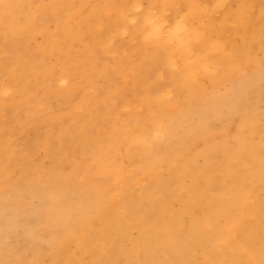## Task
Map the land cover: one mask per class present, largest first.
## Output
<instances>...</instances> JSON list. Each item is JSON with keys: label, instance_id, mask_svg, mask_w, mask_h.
Segmentation results:
<instances>
[{"label": "bare ground", "instance_id": "1", "mask_svg": "<svg viewBox=\"0 0 264 264\" xmlns=\"http://www.w3.org/2000/svg\"><path fill=\"white\" fill-rule=\"evenodd\" d=\"M54 17L64 23L59 34L49 30ZM262 26L264 0H0V35L7 41L0 46V116L18 92L29 123L41 117L62 122L53 158L71 162L83 179L62 183L63 168L53 166L40 177L23 174L26 179L12 182L13 142L0 138V199L20 184L44 197L42 225L57 245L52 264H75L70 244L91 253L94 264H264V199L254 183L264 182V145L251 136L260 132L257 117L242 116L239 128L249 135L230 140L223 134L219 141L210 120L189 118L196 110L220 115L247 99L260 81L254 66L264 54ZM88 33L92 40L85 42ZM39 34L43 40L32 45ZM120 37L128 44L118 43ZM101 53L114 57L124 79L135 78L127 115L112 107L120 91L99 89L98 79L111 81L110 70L99 64ZM246 67L249 82L236 85L238 94L219 93V84ZM164 69L169 87L160 90L164 75L158 71ZM77 79L85 82L77 100L56 87L64 82L75 90ZM43 89L65 97L69 110L46 113ZM182 133L192 137L189 144L183 145ZM195 142L204 147L202 167L194 166L201 155L189 151ZM213 151L222 152L218 163ZM164 166L172 179H162ZM175 198L178 209L171 206Z\"/></svg>", "mask_w": 264, "mask_h": 264}, {"label": "rangeland", "instance_id": "2", "mask_svg": "<svg viewBox=\"0 0 264 264\" xmlns=\"http://www.w3.org/2000/svg\"><path fill=\"white\" fill-rule=\"evenodd\" d=\"M42 1H47V0H42ZM145 4H144V6H147ZM27 23H28V17L23 16L21 18L22 26H26ZM63 26H64V23L62 21H59L58 19H56V17L50 19V25H49L50 31H52L56 34H59L62 31ZM262 30L264 31V26H262ZM90 36H91L90 33H88V35H86L85 42L92 40V37H90ZM42 40H43V35L39 34L33 40L32 45L39 44V43H41ZM118 43L128 44V38L126 37L124 40V38L120 37V41ZM6 44H7V41L5 40L4 36L0 35V46L6 47L7 46ZM257 56L259 57V63L256 66H254V73L255 74H257L256 72L259 73L260 81L255 83L254 84L255 87L247 92L248 97L246 100L240 99L234 106H232V110L224 109L220 115H216L215 113L205 114V113H203V111H200V110H196L194 112H191L189 115V118L192 117L195 121H198L199 119L210 120L212 131L215 133L214 135L216 137V140H218V141H219V139H221L223 134L228 136V138L230 140H232L236 136L237 133L249 135V133H248L249 129L247 127H243L242 129L239 128L242 116L247 114V115H253V116L257 117L255 120H258L257 121V125H258L257 127L260 128V132L256 133V134L253 133V134H251V136L254 138L256 143H260L261 145H264V128H263L264 127V54L262 52H259L257 54ZM6 59L9 60L10 56L9 55L6 56ZM99 64L101 67H105V65H106L108 70H110V76H111V81H110V77H108V76H106V77L109 79H104V78L98 79L97 82L99 83L100 91L108 90L110 87H113V88L117 89V91H120V96L117 100L115 99L114 103H112V107L116 112H121L124 115H127V111L125 109V103L129 100L135 99V96H134L135 87H132V86H134V83H135L134 79L135 78L130 77V78H128L129 80H126L127 78L124 79V76L119 75V73L113 68V65L115 64V59H114V57H112V55H110L108 53H101ZM60 65H61V61H58V66H60ZM245 70H247V67L243 71L240 70L234 76V81L225 80L223 83L219 84L218 85L219 93H221V92H222L221 94L229 93L230 96H232L233 94L234 95L238 94L239 92H238V89H236V85H238V86L244 85V84H247L249 82L247 80V77L250 75L249 73L251 71L245 73ZM141 72H142V74H145V70H143ZM141 72L138 71L139 74H138L137 78L143 77V76H139V75H141ZM158 72H162V75H164V76H162L161 80L157 83V86L160 87V90L168 89L169 86H168V80H167L166 76H167V74H169V70L164 69V71H158ZM239 79H240V81L238 82ZM71 84L76 85L75 90H68L67 88H68V85H70V83L68 84V83H64V82L57 83L56 87H57V89L61 90L62 93H69L70 97L74 96V100H77L78 95L80 94V92L85 87V82L82 81L81 79H77V80L71 82ZM41 92H42V94L40 97L43 98V100L47 103L46 108H45L46 113L53 114V116H54V115H57V113L67 112L69 110L68 109L69 106L66 105L67 101H66L65 97L56 95L55 91H53V90L50 91L48 89L47 90L43 89ZM140 92L142 95L145 94L143 90H140ZM259 93L261 95H259ZM17 96H19V97H17ZM21 101H22V99H21L20 93H18V92L13 93V101L10 102V106H8L9 109L7 108L8 111H6L5 118L0 116V138L1 137L3 138L4 143L6 141H11V143L13 142L12 145H13V151L15 154L13 156L15 158L12 156V158L10 160H8L9 172H10L11 178L14 177V178H12V182L18 181L20 178L26 179L25 177H23V174H25L27 178H32V175L40 177V175L43 174L41 172L52 171V169H54V167H57L59 170H61L63 168L61 171L62 172V179H60V182L66 183V182H64V180L66 181L67 179H71V181H72L73 178H76L78 181L82 182L83 181L82 174L72 171L73 168H72L71 162L69 163L65 159L56 160L55 159L56 157L53 158L54 153L59 149V144H58L59 140L57 139L58 138L57 134H59L58 129H59V125H62V122L57 121V120H50V121L47 119L44 120L45 118L43 119L41 117V120L39 122L35 120L32 123H29V121H27L25 119L26 118V114H25L26 112H25V110L23 111L24 108L22 106H20ZM254 102L256 104H254ZM142 105H144V104L142 103ZM99 106L103 110L106 111V109H104L105 107L102 103H99ZM19 111H21V112L23 111V112L21 113ZM83 114H85V113H83ZM83 116L84 115H82V114L78 115V117H83ZM22 120H23V122H22ZM44 121H45V123H44ZM65 122L68 123V120H66ZM65 122H64V125H65ZM10 123H11V125H10ZM100 123H102V122L100 121L98 124L96 122H93L94 126L93 125L91 126L94 128L93 130H96L95 128H97V126ZM44 124H46V125H44ZM90 124H92V123H90ZM42 126H44V128ZM93 132H95V131H93ZM181 138L183 141V145H187L190 143V140L192 137H187L182 133ZM40 140H42V144H41ZM64 141L66 142V140H64ZM65 142H64V144H66ZM50 143H51L52 147L50 146ZM53 146H54V148H53ZM170 147H172V146H170ZM189 148H190L189 151H191L193 153L196 152V153H199V155H201L195 159L196 161L194 163V166H196V167L204 166V157L201 154L203 149H204V147L202 146V143H199V142L191 143ZM212 156L215 159V162L218 163L219 159L222 156V152L218 151L216 153L213 151ZM51 163H52V165H51ZM17 168H19V169H17ZM164 171H165V173H164ZM168 171H169V173H168ZM39 173H41V174H39ZM13 174H15V175H13ZM161 174L163 175L162 177H164V178H162L163 180H166V178L167 177L169 178V176H170V178L167 180L172 179V172L169 168H166V166H164ZM65 175H66V179L64 177ZM69 175H70V177H69ZM80 177L82 180L80 179ZM185 179H186L185 182L189 185L191 183V180L188 177H186ZM260 180H261V182H263L262 178L261 179L258 178L254 181V183L257 185V189L259 190L260 197L262 199H264L262 197V195H264V182L262 183V185H260L261 184ZM147 183H150V182L149 181L145 182L144 187L146 185H147L146 187H149V185L151 184V183L150 184H147ZM25 189H27L28 191ZM46 190L48 193L51 192V190H52L51 186H47ZM16 191H17V193H15ZM137 191H139V189H137ZM69 195H70L69 199L73 200L75 203L79 202V201H77V200H80V199H77V198H80L78 195H72V194H69ZM27 196L29 199H27ZM175 199H173L175 201L171 200V206L173 209L174 208L178 209L179 205H180V200L179 199L177 200V198H175ZM17 201L21 204V206H20V204L19 205L17 204ZM24 202H25V204H24ZM28 202H29V204H28ZM23 205H24V208H23ZM41 205H42V207H41ZM45 205H46V203H45L44 197L39 192L32 190L31 186L27 187L25 184H20V185H18V187L15 186L11 190L9 189V192L7 193L6 197L0 199V208H1L0 209V223H2V224H0V236H1L0 237V239H1L0 240V264H3V263L4 264H52L53 263L52 261L54 259L55 254H56V252H54V251L57 250V245H55L45 235L49 229L47 226H44L45 225V214H43V213L45 210ZM18 206H20V207H18ZM12 209L14 212L12 211ZM26 211H28V212L32 211V212L27 213ZM52 211L54 212V210H52ZM35 212H36V214H35ZM22 213H23V215H22ZM24 214H27V216H24ZM19 218H21V219L23 218V220H20ZM188 220H189L188 218L184 219L186 225H187V223H189ZM11 221H13V223ZM19 221L22 223L20 224ZM43 222H44V225H42ZM74 225H75V223H72V226H74ZM132 235L133 236L135 235V237H136V235H138L137 231H133ZM4 237H5V239H3ZM47 239H49V240H47ZM40 244H42V245H40ZM45 244H46V246H45ZM125 244H126V246L130 245L128 240H126ZM74 245L75 244H70L69 248L73 250L72 252L76 253V258L73 259V262L75 264L78 261H79V264H83V260L86 264H94L95 257L91 253L86 252L85 249H83V251H80L81 249H77L76 245L75 246ZM28 246H31L32 248L28 247ZM13 248H14V250H13ZM44 250H46V252H44ZM49 252H50V255H48ZM83 252L86 255L83 254ZM43 256H45V257L43 258ZM40 257H41V259H40ZM88 257L90 258V260ZM86 258L88 259V261Z\"/></svg>", "mask_w": 264, "mask_h": 264}]
</instances>
